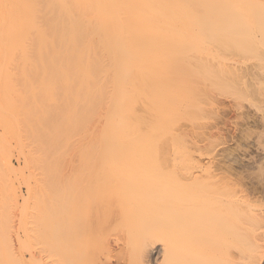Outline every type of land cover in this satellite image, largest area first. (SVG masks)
<instances>
[{"label":"rangeland","instance_id":"rangeland-1","mask_svg":"<svg viewBox=\"0 0 264 264\" xmlns=\"http://www.w3.org/2000/svg\"><path fill=\"white\" fill-rule=\"evenodd\" d=\"M165 1L191 29L118 56L136 88L120 76L106 150L113 58L85 103L80 73L13 65L34 0H0V264H147L152 247V264H264V0Z\"/></svg>","mask_w":264,"mask_h":264},{"label":"bare ground","instance_id":"bare-ground-1","mask_svg":"<svg viewBox=\"0 0 264 264\" xmlns=\"http://www.w3.org/2000/svg\"><path fill=\"white\" fill-rule=\"evenodd\" d=\"M154 1L34 0V3H32L34 9H31L32 5H30L31 7L26 16L27 19L22 23V27H26V40L17 43V46L14 45V41L5 42L6 48H9V51L12 46L16 47V51L18 49L21 57L20 63L13 65L19 69L26 70L32 68L37 72L49 74H68L75 72L76 74L80 73L84 76V80L82 78L76 79L75 77V79H69L72 82L76 81L75 84L77 83V85H79L81 79L83 80L84 92L81 93L82 91L79 90L81 89L79 87L77 90L79 94L85 93L83 95L85 103L92 101L100 104L102 102L103 73L105 70L104 56L108 55L113 58L111 65L108 67V71L110 74L112 73L110 82L115 87V96L112 94L109 97L108 119L110 128L108 129L106 143L104 145L106 150H116V147L118 149L120 148L119 145L114 143L112 137L114 132L122 129L121 122L113 124L116 118L118 116L120 117L117 104V84L120 81L121 75L127 73L130 75L134 73L133 71L136 68L131 67V65L135 66L133 62H129V64L131 63L130 65H121L118 56L121 54H124V57L132 55L136 48L133 46V43L137 39H143L146 42L148 39H169V31H167V28H169L168 26L170 24V15L168 9L163 5L165 0H162V4L161 0L160 2L158 1L155 7L152 4ZM171 15L173 18L172 25L170 24V33L173 36L171 39H185L184 36L187 33L183 35V30L187 28V31H189L191 29L189 26L192 24L188 26L183 23V13L180 10H173ZM11 17L13 20L10 21L8 19L9 21H7L13 26L11 22H15V19L13 15ZM9 23L6 25L5 31L7 32V36L5 39H13L12 36H14L11 34L13 27ZM122 41L125 42V45L120 43L119 45L116 44ZM4 52L6 53L8 50ZM10 53L9 55L11 57L8 60L13 57ZM133 57V55L130 56V60ZM127 59L129 60V58ZM133 75L131 74L129 79ZM57 78L55 79L56 81L59 79ZM69 79L60 80L62 81L61 84L68 82L71 84L72 82ZM134 80V77L131 81L129 80L131 85L130 89L133 91L136 88L134 86ZM82 82H80V87H82ZM93 94L97 95L93 97ZM76 96H78V92L74 97L76 98ZM72 97L71 101L73 100ZM69 100L68 102H70ZM75 100H78V97ZM123 144L124 148L128 149L135 146V142L132 139L125 140ZM147 252H149L146 256L148 258L147 262L152 264L156 259L158 249L152 247Z\"/></svg>","mask_w":264,"mask_h":264}]
</instances>
